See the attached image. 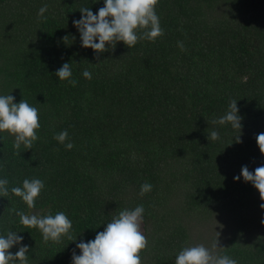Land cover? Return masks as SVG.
<instances>
[{"label":"trees","instance_id":"obj_1","mask_svg":"<svg viewBox=\"0 0 264 264\" xmlns=\"http://www.w3.org/2000/svg\"><path fill=\"white\" fill-rule=\"evenodd\" d=\"M103 4L0 0V95L27 100L40 122L39 139L19 155L14 138L0 133V179L9 181L0 235L23 237L9 251L27 246L28 264H72L77 243L93 240L119 211L143 205L142 264H175L183 247L212 248L216 240L215 254L264 264V201L250 182L234 180L242 167L264 165L255 139L264 132V0H158L163 36L97 54L81 46L73 21L82 7L95 14ZM64 63L75 86L55 76ZM232 100L240 133L212 122ZM64 130L71 150L53 139ZM212 131L219 139H208ZM24 179L45 185L32 209L10 191ZM145 182L152 190L141 197ZM12 209L65 212L73 240L45 242Z\"/></svg>","mask_w":264,"mask_h":264},{"label":"clouds","instance_id":"obj_2","mask_svg":"<svg viewBox=\"0 0 264 264\" xmlns=\"http://www.w3.org/2000/svg\"><path fill=\"white\" fill-rule=\"evenodd\" d=\"M157 5L158 0H104L103 7L95 14L89 7H82L79 10L81 18L73 21L74 27L79 31L81 46L99 54L108 51L109 46L114 49L117 42H123L129 49L140 40L155 42L164 35L160 17L156 13ZM46 11L47 5L42 6L38 16L42 17ZM63 40L69 41L68 36L63 37ZM177 46L181 51L185 50L182 41H178ZM82 75L89 80L92 78L88 70H84ZM55 76L60 81L67 80L72 86L77 84L76 80L71 79L70 63H64L55 72ZM14 99L15 97L10 94L0 95V133H7L14 138L13 148L19 155L21 145L29 150L39 139L37 135L40 128L39 110L27 100L21 99L19 103H14ZM238 111L237 101L232 100L227 112L212 122L219 125L230 124L240 133L242 117L238 115ZM53 139L65 144L68 139L67 130L55 134ZM208 139H219V133L212 131ZM255 139L261 155H264V132L259 133ZM235 142H241L240 134L235 138ZM73 147L74 144L71 142L65 144L66 150ZM241 178L246 183L250 182L258 191L261 201H264V165L256 167L254 171H249L247 166L242 167L240 175L234 177V180ZM8 183L6 178L0 179V197L9 195ZM44 187L41 179H24L22 187H12L10 191L32 209ZM151 190L152 185L145 182L140 187L139 195L142 197ZM261 207L264 208V203ZM12 211L19 217L20 225L28 229H38L45 242L51 240L60 243L64 236L73 240L72 221L63 211L43 216L29 215L15 209ZM143 213V205L119 211L93 240L88 242L81 240L76 244L80 254L72 252V264H142L140 253L148 244L147 237L140 230ZM22 240V236L11 230L0 235V264H28L27 246H20L15 254L9 251L14 246L21 245ZM217 245L218 240L213 243L212 248L203 244L183 247L175 257V264H238L237 260L227 255L215 254L214 249L219 248Z\"/></svg>","mask_w":264,"mask_h":264},{"label":"rangeland","instance_id":"obj_3","mask_svg":"<svg viewBox=\"0 0 264 264\" xmlns=\"http://www.w3.org/2000/svg\"><path fill=\"white\" fill-rule=\"evenodd\" d=\"M140 230L143 232V230H142V224H141V226H140Z\"/></svg>","mask_w":264,"mask_h":264}]
</instances>
